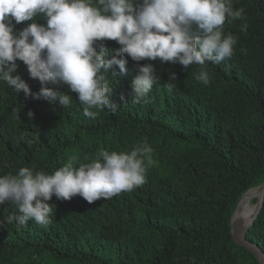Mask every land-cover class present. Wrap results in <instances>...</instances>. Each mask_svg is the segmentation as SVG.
<instances>
[{
  "label": "trees",
  "instance_id": "trees-1",
  "mask_svg": "<svg viewBox=\"0 0 264 264\" xmlns=\"http://www.w3.org/2000/svg\"><path fill=\"white\" fill-rule=\"evenodd\" d=\"M233 7L245 11L243 20L224 24L225 33L238 37L234 55L207 62V86L194 79L198 65L184 70L124 55L118 58L126 60L128 74L109 77L117 112L92 119L75 93L61 107L0 82V175L21 167L51 174L73 157L78 165L100 149L130 151L145 137L153 148L146 182L133 191L92 203L53 196L49 226L14 221L0 227V264H259L232 240L230 217L241 195L264 182V0H234ZM105 45L119 47L111 40ZM145 63L153 64L160 84L147 104H138L131 81ZM17 64L14 74L38 92L40 82ZM172 72L177 81L169 91L162 85ZM19 214L10 202L0 205V220ZM246 239L264 253V199Z\"/></svg>",
  "mask_w": 264,
  "mask_h": 264
},
{
  "label": "clouds",
  "instance_id": "clouds-1",
  "mask_svg": "<svg viewBox=\"0 0 264 264\" xmlns=\"http://www.w3.org/2000/svg\"><path fill=\"white\" fill-rule=\"evenodd\" d=\"M233 5L234 0H0V82L26 98L58 101L61 107L69 106L75 93L83 114L92 119L100 111L117 112V104L110 100L109 77L128 74L126 60L118 58L124 55L135 62L159 59L184 70L198 65L194 79L207 86L211 79L207 62L220 64L234 55L238 37L225 33L224 24L243 20L245 11ZM37 17L44 22L38 23ZM28 21L16 30V25ZM240 29L245 31L247 23ZM107 40L119 47L109 49ZM17 61L40 82L38 92H31L14 74ZM176 81L172 72L162 86L171 91ZM157 84L160 77L153 64L140 65L131 81L133 102L147 104ZM13 112L19 115V108ZM27 115L31 118L33 113ZM152 152L145 137L130 151L100 149L89 162L78 165L73 157L51 174L21 167L15 174L0 175V205L10 202L20 213L0 220V227L14 221L19 226L29 221L49 226L54 208L47 201L53 196L70 200L79 195L92 203L133 191L146 182Z\"/></svg>",
  "mask_w": 264,
  "mask_h": 264
},
{
  "label": "water",
  "instance_id": "water-1",
  "mask_svg": "<svg viewBox=\"0 0 264 264\" xmlns=\"http://www.w3.org/2000/svg\"><path fill=\"white\" fill-rule=\"evenodd\" d=\"M255 199L253 210L249 217H241L242 204L246 200ZM264 199V182L241 195L234 212L230 217V231L232 240L239 246L246 248L257 259L259 264H264V253L254 243L246 239V232L254 223Z\"/></svg>",
  "mask_w": 264,
  "mask_h": 264
},
{
  "label": "bare ground",
  "instance_id": "bare-ground-1",
  "mask_svg": "<svg viewBox=\"0 0 264 264\" xmlns=\"http://www.w3.org/2000/svg\"><path fill=\"white\" fill-rule=\"evenodd\" d=\"M252 205L253 204H251V200L244 201V203L242 204V209H241V217L247 218L250 216L253 210Z\"/></svg>",
  "mask_w": 264,
  "mask_h": 264
},
{
  "label": "rangeland",
  "instance_id": "rangeland-1",
  "mask_svg": "<svg viewBox=\"0 0 264 264\" xmlns=\"http://www.w3.org/2000/svg\"><path fill=\"white\" fill-rule=\"evenodd\" d=\"M252 201H253V199L251 200V204H253Z\"/></svg>",
  "mask_w": 264,
  "mask_h": 264
}]
</instances>
